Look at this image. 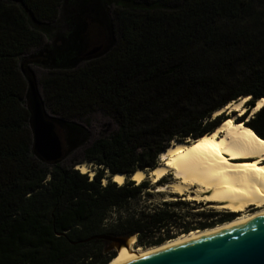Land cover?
Here are the masks:
<instances>
[{
  "label": "trees",
  "instance_id": "16d2710c",
  "mask_svg": "<svg viewBox=\"0 0 264 264\" xmlns=\"http://www.w3.org/2000/svg\"><path fill=\"white\" fill-rule=\"evenodd\" d=\"M32 68L63 145L52 165L32 150ZM243 98L236 123L264 141V104L247 118L264 99L255 0H0V264H107L116 255L99 236L148 248L230 221L201 211L192 223L180 201L139 207L148 181L129 180L172 141L210 134L226 119L214 113ZM97 112L115 130L90 141L77 121ZM78 149L81 162L66 165Z\"/></svg>",
  "mask_w": 264,
  "mask_h": 264
},
{
  "label": "bare ground",
  "instance_id": "6f19581e",
  "mask_svg": "<svg viewBox=\"0 0 264 264\" xmlns=\"http://www.w3.org/2000/svg\"><path fill=\"white\" fill-rule=\"evenodd\" d=\"M247 100L248 98L238 99L217 110L213 117L224 113L226 119L210 134L195 141H172L167 150L159 155L160 163L157 167L150 171L136 170L130 176V181L135 184L150 181L151 185H156L159 193H174L184 197L183 200L201 202L216 211L236 214L230 221L219 223L210 229L188 232L162 245L208 235L235 222L264 215V172L256 171V168H264V144L236 123L238 117L241 118L246 111L244 104ZM263 104L264 99L257 101L250 109L249 117L257 113ZM233 111L238 114L232 115ZM250 164H255V168L242 167ZM75 169L89 177L94 175L82 163ZM168 176L171 177L169 183L165 186L157 185ZM126 179L125 175L116 174L111 182L121 186ZM106 181L103 179L102 184ZM249 209L253 211L248 212ZM134 239L132 237L127 244L121 245L116 250V256L107 264L155 247L133 248Z\"/></svg>",
  "mask_w": 264,
  "mask_h": 264
},
{
  "label": "water",
  "instance_id": "95a60500",
  "mask_svg": "<svg viewBox=\"0 0 264 264\" xmlns=\"http://www.w3.org/2000/svg\"><path fill=\"white\" fill-rule=\"evenodd\" d=\"M26 82L32 150L45 164L52 165L62 158V141L46 115L34 80L27 78ZM97 238L110 241V249L115 252L130 239ZM113 264H264V215L235 222L208 235L155 246Z\"/></svg>",
  "mask_w": 264,
  "mask_h": 264
},
{
  "label": "rangeland",
  "instance_id": "374dc122",
  "mask_svg": "<svg viewBox=\"0 0 264 264\" xmlns=\"http://www.w3.org/2000/svg\"><path fill=\"white\" fill-rule=\"evenodd\" d=\"M255 3L258 5V7H260V9L262 7H264V0H255ZM31 71L33 72V79H34V82L36 84L35 86L37 87V85H38L37 79L41 75H43V72L40 70H37L35 68H32ZM236 114H238L237 111H233L232 115H236ZM242 114H244V113H242ZM223 115L226 118V115L224 113H223ZM239 118L240 117H238V119ZM248 119H250V117ZM248 119H246L244 122L247 123ZM77 122L79 124L83 125L84 128H86V130L88 131V134H89L90 141H92L96 138H100V137L110 133L111 131L115 130L114 123L110 119H108V117L104 116L103 114H100L99 112L89 116L85 120L81 119ZM82 159H83L82 152L80 149H78L75 151H70L68 153V155L65 159V163H66V165H70L74 161L81 162ZM84 165H86V167L89 170H91V166H89L86 163ZM170 181H171V177L168 176V177H166V179L161 181L162 183H160V184L157 183V185L165 186ZM149 182L150 181L147 182L148 189L145 191V193H149L151 195V198L146 199V197H141L138 200L139 207L140 206H143V207H149L150 206L151 207V206H155L157 204H162V202H173V201L178 202V201H180V202L187 204V205L182 207L181 213H186L187 214L186 220L190 221L192 223L199 221V219L193 217V215L195 213L201 212V211L206 212V213H208V212L216 213L217 215H220L221 217L229 215V213H227V212H221V211H216L214 209H211L208 206H206V204L201 203V202L197 203V202H190V201L183 200L184 197L175 195L174 193H170V192L159 193L156 190L157 189L156 185L155 184L151 185ZM105 184H106V182H105ZM252 211L253 210H250V209L248 210V212H252ZM233 215H234V217L236 216V214H233ZM197 231H199V230H197ZM133 243H134V245H132L133 248H137V247L142 248L141 246H137L136 238L134 239ZM142 249H146V248H142ZM111 251L115 252V249L111 248ZM115 255H116V252H115Z\"/></svg>",
  "mask_w": 264,
  "mask_h": 264
},
{
  "label": "snow or ice",
  "instance_id": "6c2138e0",
  "mask_svg": "<svg viewBox=\"0 0 264 264\" xmlns=\"http://www.w3.org/2000/svg\"><path fill=\"white\" fill-rule=\"evenodd\" d=\"M261 143H264V141H261ZM242 167L255 168V164L243 165ZM256 171L264 172V168H256Z\"/></svg>",
  "mask_w": 264,
  "mask_h": 264
}]
</instances>
